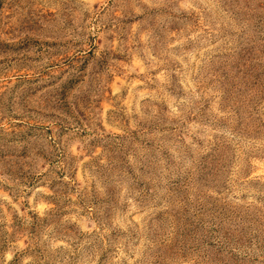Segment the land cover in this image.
Segmentation results:
<instances>
[{"label": "rangeland", "instance_id": "1", "mask_svg": "<svg viewBox=\"0 0 264 264\" xmlns=\"http://www.w3.org/2000/svg\"><path fill=\"white\" fill-rule=\"evenodd\" d=\"M9 251L264 264V0H0Z\"/></svg>", "mask_w": 264, "mask_h": 264}, {"label": "clouds", "instance_id": "2", "mask_svg": "<svg viewBox=\"0 0 264 264\" xmlns=\"http://www.w3.org/2000/svg\"><path fill=\"white\" fill-rule=\"evenodd\" d=\"M142 71H143V69H141V72H142ZM161 76H162V74H161ZM158 78H161V77L158 76ZM77 147H78V144H73V145L71 146L70 151H71V153H72L73 155H78ZM40 214L43 215V212H41ZM61 243H62V242H59V241H58V242H56V243L54 244V246H59ZM20 247H24V245L21 243V244H20ZM13 258H14V256H13V253H12L11 251L6 252V253L4 254L5 264H9V262L12 261ZM30 259H31L30 257L26 258V259L24 260V264H28V261H29Z\"/></svg>", "mask_w": 264, "mask_h": 264}]
</instances>
